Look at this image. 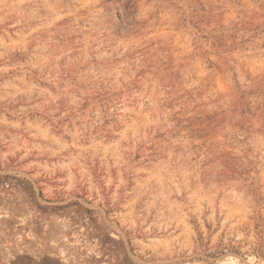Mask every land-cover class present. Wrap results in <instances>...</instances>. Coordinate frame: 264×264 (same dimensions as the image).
Masks as SVG:
<instances>
[{"label": "rangeland", "instance_id": "1", "mask_svg": "<svg viewBox=\"0 0 264 264\" xmlns=\"http://www.w3.org/2000/svg\"><path fill=\"white\" fill-rule=\"evenodd\" d=\"M0 264H264V0H0Z\"/></svg>", "mask_w": 264, "mask_h": 264}, {"label": "trees", "instance_id": "2", "mask_svg": "<svg viewBox=\"0 0 264 264\" xmlns=\"http://www.w3.org/2000/svg\"><path fill=\"white\" fill-rule=\"evenodd\" d=\"M120 7V6H119ZM122 9V8H121ZM128 9V8H127ZM123 14H122V11L121 10H119L120 11V18H121V22L122 23H124L125 22V24H126V21H127V19H128V13L126 12V6H123ZM217 49H219V51H221V52H224V50H223V47L225 46V44H223L222 42H221V40H218V42L217 43H215V44H213ZM109 102V101H108ZM243 112V111H242ZM206 115L204 116L205 117V119H204V123H205V125H204V129L205 130H207V131H209V130H211V127H212V124H211V119H212V117L213 116H215V114H213V116L211 117V115L210 114H207V113H205ZM245 129V128H244ZM245 132H247V130L245 129ZM225 154H227V153H225ZM227 155H229V154H227ZM209 163H210V161H209ZM209 170H210V167L208 168ZM225 171H231V170H229L228 168H227V166H225Z\"/></svg>", "mask_w": 264, "mask_h": 264}]
</instances>
